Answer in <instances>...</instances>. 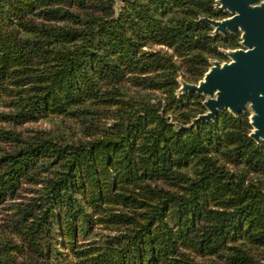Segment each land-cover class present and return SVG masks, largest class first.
I'll return each mask as SVG.
<instances>
[{
    "label": "trees",
    "instance_id": "trees-1",
    "mask_svg": "<svg viewBox=\"0 0 264 264\" xmlns=\"http://www.w3.org/2000/svg\"><path fill=\"white\" fill-rule=\"evenodd\" d=\"M114 5L0 0V264H264L249 112L170 122L205 111L178 75L238 35L201 19L215 0Z\"/></svg>",
    "mask_w": 264,
    "mask_h": 264
},
{
    "label": "water",
    "instance_id": "water-1",
    "mask_svg": "<svg viewBox=\"0 0 264 264\" xmlns=\"http://www.w3.org/2000/svg\"><path fill=\"white\" fill-rule=\"evenodd\" d=\"M126 0H115L118 14ZM218 12L230 16L201 19L213 26L212 35L241 32V46L221 49L228 60L209 58L210 65L202 78L188 81L181 74L176 93L195 91L204 96L205 111L198 113L187 124L173 119L181 128H191L201 120L215 119L220 112L234 115L249 112L252 129L250 137L264 141V0H215Z\"/></svg>",
    "mask_w": 264,
    "mask_h": 264
},
{
    "label": "rangeland",
    "instance_id": "rangeland-1",
    "mask_svg": "<svg viewBox=\"0 0 264 264\" xmlns=\"http://www.w3.org/2000/svg\"><path fill=\"white\" fill-rule=\"evenodd\" d=\"M226 14V13H225ZM230 14V13H229ZM231 15V14H230ZM218 18H222V17H218ZM231 33V32H229ZM228 34V33H227ZM232 34H235V35H238L239 39H238V46H235V47H231V46H224V45H220L219 46V50L221 51V49H230V48H236V47H239L241 46V43H240V39H241V32L238 31L237 33H232ZM156 47H159V46H156ZM222 53L225 55L224 57L222 58H217V57H210V58H217L221 61H225V60H228V56L222 51ZM209 67V66H208ZM208 69V68H207ZM203 77V76H202ZM201 77V78H202ZM199 80V79H198ZM197 80V81H198ZM196 81V82H197ZM247 112H250L249 110ZM4 125H6L7 127H15L17 129H21V128H35V129H46V130H56V128L58 127V124L57 122L55 121V119H48V118H44V119H40L38 121H33V122H28V123H25L24 125H13V124H8V123H4ZM70 129L72 130H78L77 129V126L75 125V123H71L70 125ZM71 132V131H70ZM4 209L0 208V218L1 216L3 215V212Z\"/></svg>",
    "mask_w": 264,
    "mask_h": 264
},
{
    "label": "flooded vegetation",
    "instance_id": "flooded-vegetation-1",
    "mask_svg": "<svg viewBox=\"0 0 264 264\" xmlns=\"http://www.w3.org/2000/svg\"><path fill=\"white\" fill-rule=\"evenodd\" d=\"M225 16H230L229 13H226V14H223L222 16H215V18H218V17H225Z\"/></svg>",
    "mask_w": 264,
    "mask_h": 264
}]
</instances>
